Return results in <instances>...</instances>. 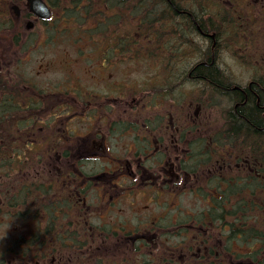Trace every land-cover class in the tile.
<instances>
[{"label": "flooded vegetation", "instance_id": "obj_1", "mask_svg": "<svg viewBox=\"0 0 264 264\" xmlns=\"http://www.w3.org/2000/svg\"><path fill=\"white\" fill-rule=\"evenodd\" d=\"M219 1L148 8L182 31L172 47L187 42L184 31L211 39L199 54L193 40L195 60L167 62L163 85H155L160 73L134 88L111 78L136 56L122 47L91 53L90 60L103 59L91 65L93 77L109 78L104 96L38 80L67 72L34 58V50L59 41L57 22H25L29 12L15 27L0 23V32L22 36L0 38V264H92L95 255L105 264H264V128L240 134L235 123L250 94L264 90V67L238 81L223 60L225 47L235 45L244 56L234 63L248 62L241 45L251 40L250 58L264 63V0H223L221 8ZM219 8L225 14L211 20ZM43 27L48 37L32 48L25 36ZM212 63L228 91L200 78L199 68ZM174 78L194 85V94L182 91L188 102L180 109L169 94ZM185 193L195 199H181Z\"/></svg>", "mask_w": 264, "mask_h": 264}, {"label": "rangeland", "instance_id": "obj_2", "mask_svg": "<svg viewBox=\"0 0 264 264\" xmlns=\"http://www.w3.org/2000/svg\"><path fill=\"white\" fill-rule=\"evenodd\" d=\"M22 1L23 0H0V23L9 22L13 24L15 27V25H17L20 21L17 20L15 16L13 15L11 6L15 5L16 3L18 5L23 6L24 4L22 3L24 2ZM98 1H101V0H95L96 3ZM91 2L95 3L94 0H91ZM219 2H220L219 4L220 8L226 7L225 5H222L224 4L223 0ZM120 7L123 8L122 6H119V8ZM101 8H99V10ZM220 8L217 10V12L213 16H211L212 17L211 20H215L214 18L219 11H221L222 14H225L224 10L223 9L220 10ZM157 12L154 13V16H159ZM56 13H57V18H58L60 14L63 13V8L58 7ZM23 14H26V12L23 11ZM71 14L74 15V17L66 13L62 14L63 18L60 20V22H58L60 27L57 32V37H58L57 39H59V41H57L55 44L53 43V47L40 46L37 52L35 50L33 51V53L35 54L34 58L36 61H38V64L44 61L46 63L47 60H49L50 62L56 63V65H60V66L62 65L63 67L66 68L67 72L65 74L61 72H50L52 74L48 75L47 77H40L38 80L43 84H50V85H52V82H58L56 86H59V85L65 86L67 82H71L73 87L77 88V86H81L82 88L86 90H90L96 94H99L100 96H104L105 91L109 92L110 90H112L110 87L109 78L107 79L108 84L104 83L101 78H98V77L94 78L93 75H96V74L94 73V69L91 67L92 64L94 63L97 64L99 60L103 61V59L99 58V59H94L92 61L88 57H91L90 55L91 53H94V55L96 56L100 55L101 53L103 54V52H106L108 47H110L112 44L114 43L120 44L122 42V39L116 38L115 37L116 32L113 33V30H108L109 29L108 26L106 27L103 26L101 28L98 27L95 30H90L94 28L95 25L93 23H89L93 21L91 20L88 21L87 19H85V14H81V13L76 14L75 12ZM113 14H118V13H113ZM163 18L164 17L159 16V17H155L154 19H163ZM29 19L30 18H27L25 22H27V20ZM225 22H229L228 18L225 20ZM160 23L164 27L167 26V24L165 25V22H158L156 24H160ZM252 23L255 24L256 26L255 28H257L260 23V19L255 18L254 20H252ZM119 24H120V27H122V24L121 23ZM37 25L38 26H36V30L37 32H39V29L42 26L40 27V23ZM153 25H155V23ZM236 27L238 28V26ZM88 28L90 29L88 30ZM181 29H184V28H181ZM179 31L180 33L182 32L181 30ZM179 31L175 28L170 31L166 30V32H164V35H163V38L161 39L160 44L158 42H155V40L150 42V44L154 43L155 45V48L153 50L151 49L148 50L147 48H145L141 52V49L139 50L138 47H136V49L138 50V55H136L135 58H126V60L120 63L119 66L117 65V67L113 69L115 71L111 78L115 79L117 82H120V83L123 82L126 88H134V87L142 86L143 82H146L147 78L151 77L149 75H153L154 73L155 74L160 73V76H156V77L154 76V79L156 80L155 85H159L164 80V76H163L164 72L169 70L167 62L172 61L173 62L172 65L177 67L179 65H176V64H179L181 61L189 62L191 60H195L193 58L196 55L197 51H195L196 44L193 43V40L198 42V46H199L198 54L201 53L199 52L200 48H202L201 51L203 50V53H205L211 47L210 42L206 43L204 41H200V37H199L200 35L198 34L199 35L198 36L197 31L194 32V30H193V36L189 32L184 31L186 34L185 39H187L186 40L187 42H184L183 46L179 45L178 48L172 47L174 44L177 43L176 36L178 37L180 36L178 35ZM138 32L139 31H137V34ZM16 33L18 34L20 33V31L13 30L12 32L9 31L8 33L0 32V38L14 39ZM41 35L43 38L48 37V35L45 34L44 27L42 31L40 32V35L38 34L31 35L29 33L25 37L29 39L30 44L32 45V48H34L37 42H34L33 40L35 39L38 40L39 38H41ZM249 35H252L251 29L247 30V28H245V39H247ZM18 38H22V36L18 34ZM73 40L75 42H73ZM93 40H96V42H93ZM168 41L171 42L172 44L169 45L168 52L166 53L165 47L168 45L167 44ZM245 41H246L245 42L246 45H241V46L248 47V51L246 53L248 62H245L244 60L245 58H244L242 60L240 59L241 64L237 62L234 63L233 56L243 55V54H238V53H243L240 50H237L239 46H235V45L227 46L225 47V50L223 52V60L230 62L231 69L235 71V73L237 74V77H238L237 80L244 81V82L248 81L249 78H251V76L257 70H259L261 67H264L262 58L260 59L250 58L252 53H251V47H250L249 42H251V40H245ZM189 43L191 44L189 45ZM113 47H117V46L114 45ZM171 47H172L173 53H171V50H170ZM258 47H259V44H258ZM232 48L233 50H231ZM126 50L128 51V49ZM232 51H236V52H232ZM112 54L115 56V58L117 57V55H119L115 53H112ZM80 57L82 59L79 61V64L73 62L74 60ZM224 66L226 67V65ZM242 68L244 69V73H241ZM175 69H171V70L174 71ZM57 70L61 71L62 69L57 68ZM71 70H74V71L72 72ZM68 71L70 72L68 73ZM65 77L66 78L71 77V79L69 81H65ZM176 81H177L176 78L172 79L173 83L171 85V88H170L171 91L169 94L171 95L170 97L172 98V101L175 102L173 103V105L177 104V107L180 109L182 105L188 102L187 98L183 95V92L186 91L192 95L195 93V91L191 88L194 85H191V84L180 85L178 83H175ZM196 91H200V89L196 88ZM202 94H203V91H202ZM204 95H208V94H203V96ZM181 199H195V198L190 193H185L181 197ZM0 230H3V229L0 228Z\"/></svg>", "mask_w": 264, "mask_h": 264}, {"label": "trees", "instance_id": "obj_3", "mask_svg": "<svg viewBox=\"0 0 264 264\" xmlns=\"http://www.w3.org/2000/svg\"><path fill=\"white\" fill-rule=\"evenodd\" d=\"M55 9L63 8V13L72 15L71 13H81L85 14V19L91 20L95 25L94 28L90 30H95L98 27L108 26V30H113L116 32V38L122 39L120 44L114 43V45L126 49H133V47H138L141 52L147 48L148 50L154 47V43L150 44L151 41L161 43L163 38L165 28L161 24H156L158 22H165L164 19H154L155 17H163L162 14L159 16H154L149 14L146 9L149 7H165L169 4L168 0H101L97 3H92L91 0H49ZM22 3V2H21ZM20 3V4H21ZM194 4L193 2H191ZM23 4V3H22ZM22 6V5H21ZM119 6L123 8L138 6L141 9V13H123L119 11ZM102 7V8H101ZM99 8H101L99 10ZM85 11V12H84ZM118 13V14H113ZM74 17V15H72ZM86 20V21H87ZM122 27H120V24ZM155 23L156 27L153 26ZM137 25V26H136ZM131 28V29H130ZM137 28V30H136ZM107 29V28H106ZM89 30V29H88ZM137 31L138 34H137ZM196 30H194L195 32ZM191 33V31H187ZM139 35V36H138ZM208 42L211 41L210 38H206ZM124 51V53H125ZM140 52V53H141ZM201 76L203 82L212 87L218 89L219 91H228V83L226 79L220 73L218 67L215 63L208 66H201L200 68ZM229 93V96L235 97L234 93ZM261 95V103H258V97ZM243 94L240 95V98ZM237 97V96H236ZM239 98V96L237 97ZM237 124L238 133H243L247 128L252 129L251 132H260L261 128H264V90L257 91L256 94H250V99L247 105L239 107V111L235 120ZM251 134V133H250ZM251 135H254L252 133ZM253 259L258 258L257 254L252 255ZM106 262L113 261L105 258ZM92 264H105L101 261V256L95 255L92 259ZM112 264V262H109ZM139 264H148L140 262Z\"/></svg>", "mask_w": 264, "mask_h": 264}, {"label": "water", "instance_id": "obj_4", "mask_svg": "<svg viewBox=\"0 0 264 264\" xmlns=\"http://www.w3.org/2000/svg\"><path fill=\"white\" fill-rule=\"evenodd\" d=\"M32 11L41 18H49L50 8L43 0H29Z\"/></svg>", "mask_w": 264, "mask_h": 264}, {"label": "bare ground", "instance_id": "obj_5", "mask_svg": "<svg viewBox=\"0 0 264 264\" xmlns=\"http://www.w3.org/2000/svg\"><path fill=\"white\" fill-rule=\"evenodd\" d=\"M263 86H264V85H263ZM263 86H262V87H263ZM239 87H240V86H239ZM222 91H223V90H222ZM217 92H218V91H217ZM223 92H224V91H223ZM223 92H222V93H223ZM232 92H233V91H232ZM210 93H211V92H210ZM218 93H219V92H218ZM228 93H229V92H228ZM220 94H221V93H220ZM232 94H233V93H232ZM232 94H231V95H232ZM218 95H219V94H218ZM223 95H225V94L223 93ZM226 95H227V94H226ZM220 96H221V95H220ZM236 96H237V95H236ZM236 96H235V97H236ZM222 97H223V96H222ZM225 97H226V96H225ZM228 97H230V96H228ZM235 97H234V98H235ZM237 97H238V96H237ZM226 98H227V97H226ZM232 98H233V96H232ZM230 99H231V98H230ZM232 100H233V99H232ZM232 100H231V101H232ZM227 101H228V100H227ZM228 102H229V101H228Z\"/></svg>", "mask_w": 264, "mask_h": 264}]
</instances>
